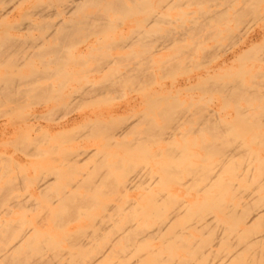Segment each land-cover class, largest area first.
Wrapping results in <instances>:
<instances>
[{
    "label": "bare ground",
    "instance_id": "6f19581e",
    "mask_svg": "<svg viewBox=\"0 0 264 264\" xmlns=\"http://www.w3.org/2000/svg\"><path fill=\"white\" fill-rule=\"evenodd\" d=\"M19 1H21V0H0V5H1V7H0V21L2 20V22H4L6 24V26L8 25L7 23L9 22L10 18H12L14 16H17V17L19 16V13L14 14V11L16 10V6L19 7ZM64 1H66V3H70V4H65V5H61V6L59 5V6H55L54 8L53 7L52 8H53V10L54 9L57 10L59 8L60 11L55 12V14L57 13V15H60V16L65 15V16H67V19L64 21L59 20V22H55V23L52 20L50 25L48 23V26H50L48 28V30L51 29V31H50L51 36L50 35H48V36L51 38H53L52 35L56 36V38L58 40V42H57L58 45L54 43L56 46L53 45V47H51V45H49L46 42L49 40L48 36H47V39H45L46 41H44L42 35L41 36L39 35V37H42L40 39L37 37L39 39V41L41 40L43 44H44V42H46L44 46H46V44H48L49 46L47 45V47H42L43 46V45H41L42 43L39 42V46L38 45L36 46V47H38V49L35 47L34 50L35 49L36 50L34 52V50L33 49L31 50L30 48L35 46L34 44H36L37 42H32L31 39L33 36L30 37V35H29V37L31 39L30 40H29V38H27V39L29 40L30 43L32 42V44H30L28 42V40H26V39L25 40L27 41L28 44H30V46H28L29 47L28 49H30L33 53L30 52V54L28 53V55L23 54L25 51L22 52V50H21L23 48L22 47V48H20V50L22 52L21 54L25 55V56L22 57V55H21L20 58L19 57L16 58L18 55H20L19 54L20 50L14 51V50H16L15 48L18 47V42H16L17 39L15 41H13L12 39H14V38L11 39V35L8 33V31L6 29L3 30L4 32H3L2 36H0V65H5L6 67H10V66L12 67V65H13V67H14V65L18 64L20 61L24 62L25 61L24 59H27L26 62L27 63L30 62L31 67H32V65L34 63H32L31 61L33 60V62H34L33 58L35 56H37V57H35V59L40 58V60H41L40 61L41 65L39 67H42V64H44L42 68L45 71L43 69H40V70H43V72H40L39 70L36 71V69L34 71V70H32L33 67L30 68L29 66L25 65V67L26 66H27V68L29 67L28 70H30L28 73L29 75L27 77H24V76L20 77L18 75L16 77H13L15 75L14 73H11V76L10 75L0 76V105H1L0 107H4V105H5L7 109L11 107V110H12L13 106L14 107L15 106L20 107V104L22 105V103H23L22 100H25V98L26 99L31 98V100H32L33 98H36L35 95H37V94H38L37 97H39V98L41 95H45V96H42V97H45V99H47L46 97H48L49 95L51 97L53 95V97H54L55 94H50V93L51 92L55 93L58 90V88H60L57 85L59 83L56 84L53 82L54 84L51 85V84H49V82L51 80L55 79V77L57 78L58 75L63 74L66 71V70L65 71L63 70V65L66 66V64H64L63 62L66 63V61H64L65 59H67L69 57L72 58V56L69 53H67L68 52L67 50L69 49L68 48L69 46H67V45H69L68 43L71 44L73 42L74 37H75V39L80 41V39L83 36H88L90 34L98 33V31H100L101 28H103V27L104 28L106 26H107V28L110 27L109 25L111 24V21L108 20L110 17L109 13H112L111 14L112 16L119 14L121 16L130 15L129 17H131L134 14H137L138 12H140V13L144 12V14L147 15V11L149 9V11H148L149 13L147 15L148 25L149 24H150V26L151 25H154V26L157 25L156 27L158 28V24L160 23L159 22L160 20H161V23H162V21H164L163 19L167 18V17L171 21L174 20L171 18V16L169 17L167 15V11L170 12L168 10V8L170 9V7L173 4H175L176 2L177 3L180 2V0H164L161 3L159 2L158 3L159 6L157 8L158 9L161 8V10H163V9L165 10V8H167V11H165V13H164L167 15L166 16V15H163V12H158L159 10L158 11L155 10L156 12H154L153 10H150L152 5H151V2H149V0H57L58 3H62ZM126 1L132 2L131 3L132 5H129V6L126 5L125 4ZM185 1L186 0H184V2ZM187 1L190 3H193L192 5L199 4L200 10L204 9V5H205L204 2L206 4H207V2L213 3L214 1L220 2V0H187ZM221 1L224 2L223 10L219 11L218 8L216 7V9L218 11H214V12L212 11L211 14H213V15H211V14H209V11H210L209 9H211V8L207 7L208 8V10H207L208 16H203V14H205V13L207 14V12H205L206 9H205V11L201 10L204 13L202 12L201 13L202 15H199L201 17L195 18L196 20L195 19H194V21L191 20V22H190L191 27L187 28V26H186V28H183V29L180 28L181 31L177 32V30H173V31L171 30L172 28H174L172 26L170 29L171 31L169 30V32L166 33L168 35L163 39V42H175V44L177 42V43H179V45L178 44H176V45H178L177 47H179L181 44L180 42H184L183 39L185 37H187L188 35H192V36L196 35V36H198V37H196L197 38L196 42L199 43V39L202 38L201 36H204V37L207 36L206 40H208V38H210V37L218 36L220 33L222 34L224 32L220 28L222 26L225 27L224 29H226V31L230 33V31H228L230 28L227 27V25L230 22H232L235 25L237 32L239 31L238 34H239L240 43L235 44V45H238V46H236L235 50L230 48L231 50H233L231 53L229 52L230 50L229 51L227 50L230 53V55L229 54L224 55L221 59H219L218 62L215 61L216 63L214 62L215 63L214 65L201 68V69H204V71H202V73H200L196 77L192 78L193 82L199 81L202 84H204V83L207 84L208 86H206L204 84L205 87H207V88H205V90H207V91L213 90V91L219 93V95H221V97H222L221 99H223V106H221L218 110H213V109L207 108L205 110L206 114H203L204 116L201 117L202 119H201L200 124L198 123L199 125H203L202 128H201V126L199 127L200 130L207 132L209 135L208 137H210V140L206 137L207 140L205 139L203 141V143L200 145V146H203V149L205 150V153H206V157L205 158H202L201 156L199 157L198 155L193 154V152L191 150L192 146H196V145L198 146L199 145V144H196V145L193 144L192 145V142L195 141V139L191 138V137H193L192 136L193 132L194 133L197 132L196 134H199L198 131H195L197 129L196 128L197 126L195 127L192 124V126L195 127V129H193L194 131H192V130L190 131L192 133H190L189 131L186 130L187 132H189V136L191 134V136H190L191 139H188L189 136H186L187 132L186 133L184 131L182 133L178 132V130L180 131V129L183 128V126H180L182 123H183V125L184 124H187V126L190 125V124L186 123V121L190 119L189 118L190 114H187L188 109L187 108L182 109L181 107H183L184 104H180V102L176 98L180 94L179 93V89H180L179 86H178V88L176 87L178 89V92H176L175 96L172 97L170 95L173 99H175L174 101H171V103L167 102V103H165L166 104L165 105L163 102V100H165V99H160V97L159 98L158 97L153 98V100H150V101L148 100V103L150 102V105L153 106V107L149 106L152 109V111H149V113H153V111H155L157 109L156 115L161 114L162 117H167V120H170V121H168V123L169 122L173 123V124L169 123V125H168V123H166L164 120L165 124L168 125V126H166L167 128L165 126H164V128H161L162 125H160V127H157L156 126L157 124L156 125L154 124V122L156 120L153 121V119H154L153 114H152L153 115L152 118L149 114L148 115L143 114V112L145 113V110L148 109L147 108L148 106L146 107L147 109H145L142 112L143 115H140L141 113L139 115H137L140 117H138V120L136 121L137 124L135 123L134 126H131L132 123H125V124L120 125L118 127L117 124L119 123L120 119H119V121H117V124H116L115 123L116 121L113 120L114 119L113 117H112V119H110L111 120L110 122L112 123V125L115 124L116 126L113 127L110 125V122L109 123L107 121L106 122L110 125L111 128L113 127L115 129H113V128L111 129L107 123H106L107 125L105 124V122H103L104 123V126H103L102 123H100V121L97 120V118L94 121L95 122L99 121V122L92 123L94 125L90 124L89 123L90 121H88L90 126L91 127L93 126L94 130L88 128L90 126L85 127L84 124H83L84 126H82V127H84L85 129H90V131L92 130V133H93V131L94 132L96 131V134H98V135H99V132L104 133V135L102 134L103 135L102 137H104V139L107 138V140H104V141L105 142L108 141V143H109L108 144L106 142L107 147H108V148L107 147L106 148L109 150L106 151L105 147L102 148V151H105L104 152L105 154L101 150H100V153H102V154L99 153V150L97 151L100 154L99 155L97 153L98 156H100L101 161H103V167L99 166V163L101 162L100 160L97 163L98 166L100 168H102V170L108 168V169H106V171L109 170V168L111 169V167H112V171L109 170V171H111V173L115 172L113 170L117 171L122 167L126 168V169L128 167V169H130V170L127 169L128 171H126L125 169L122 168L120 171H123L124 172L123 174H125V176H127V175L129 176L130 173H134L135 176L133 174H132L133 177H131V175H130V178L123 176L126 179H123V177L121 178V180L123 179V181L121 182V186H120V184H118V182L115 183V185L113 184L114 182H111L113 180H112V176L108 175L109 172H107L104 175H101L103 172L96 170L97 175L94 172L93 173L94 175L92 174L91 178H89V176H88V178H86V179L91 180L93 178L91 181H94L95 180L94 178H96V180L98 179L96 176H98V177L100 176L101 177V179H100L101 184L98 183L97 185H95L96 180L93 183L90 182V184H88L87 181L81 180L84 183L86 182V185H89L88 190L91 191V193H89V191L87 192L89 194V195H87L88 197H83V195H86V193L84 194L85 190L83 189V187L80 190L78 189V188H81L80 184L82 183L81 181L79 182V180H78V184H79V185H77V186H79L77 188L79 190L78 193L80 191H82L83 194H80L81 197H79V196L75 197L73 193H71V192L68 193L70 190L68 192H67V190L64 191L63 188L61 190L60 187H64L61 184L63 181L58 184V185H61V186H58L60 189H58V188L54 189L53 188L54 185L51 183L52 180L46 179L47 176L45 174L41 175L42 173H40V175H38L39 177H37V190L40 193H44L43 197L46 196L45 198H42V202L45 201L48 203L47 206H45V208H44L45 212L51 209V205H53V204L56 205V208L58 209L57 212L55 211V213H53V215L50 216L49 218L53 217V219L51 220V222L53 223V227L56 226L55 228H57L58 230H60L63 233L62 234L63 237H57L56 235H52L46 231H42L40 229H37L28 220L27 221L23 220V219H25V217H23L25 215H23V216L21 215L23 218L17 220L15 222L16 224L14 222H12V220H11V223H14L15 225H11L9 223L10 220L9 221L4 220V221H6L5 223L1 222L2 220H0V264H264V157H261L257 152L252 151L249 148V146H247L244 143V141L242 140V136L238 137V135H237L238 133H240L238 130L244 129L246 131H252L254 129H258L259 126H262L260 124V121H262V122L264 121V70L260 69L261 66L258 67L259 69H256L255 65L250 66V68L247 70L243 69L244 67H242L243 70L239 76L235 75L236 76L235 78L230 76L229 78L222 80V81L220 80V78H222V77L219 74V72L222 71V68L227 66L228 61L231 58H233L234 61H238V62H243V61L248 62V60H250L252 53L258 48L257 46H259V44L255 45L254 42H256L258 39L264 37V27L261 28L260 30H255L254 26L256 25L255 23L257 21H258V23H259V21H260V23L264 22V5H263L264 0H221ZM50 2H51V0H49L47 4H44L46 6L44 11H42V10L40 11L39 9L35 8V10H37V12L35 10H33V11H35L33 13H32V11H31V13L26 12V14L24 15V18L26 19V21H27V19L28 20L31 19L30 17H38V18L44 17L43 19H46L49 16H51V15H48V12L50 10V6L53 5L52 2L51 3ZM92 2L94 5H92ZM95 3H97V4H95ZM148 3L150 4V6ZM200 3L204 4V5H201ZM235 3H237V5H234ZM179 4H177V5L175 4L177 7H175V6L172 7V9L177 8V13L180 12V10L178 11V9H181V7L183 6L182 5L178 8ZM44 5H43V7H44ZM202 6H203V8H201ZM211 6H213V4ZM217 6L219 7L220 5H217ZM90 7L91 8L93 7L92 9L95 8V9L100 10V11H98V12L95 11L93 14H87L88 12L85 13V10L89 9ZM189 7H191V6H188V7L186 6V8H189ZM221 7H219V8H221ZM261 7H263L262 10H260ZM183 9H184V7H183ZM174 11H176V9H174ZM183 13L185 14L186 12H183ZM187 13H188V11H187ZM51 14L53 15V13H51ZM113 14H115V15H113ZM180 15H183L182 12L180 13ZM190 15H191V13H190ZM249 15H250L251 20L244 19L245 17L247 18V16H249ZM184 16L189 17V14L187 16L186 15H184ZM184 16H183V19L185 18ZM193 16H195L194 13H193ZM193 16L191 15V18ZM22 17L23 16H21V18ZM229 17H231V18H229ZM174 18L176 19L177 17H174ZM227 18H229V19H227ZM168 19H165L166 23L169 22ZM183 19L181 18L182 22H184ZM199 20H200V22H198ZM212 20H214L215 24H213V25H215V26L211 25ZM44 21H46V20H44ZM145 21H146V18H145ZM147 21H146V23H147ZM40 22H39V24H40ZM48 22H50V21L48 20ZM172 22H174V21H172ZM176 22H177V20H176ZM176 22H174V23H176ZM252 22H255V23H252ZM21 24L23 26V22ZM162 25L163 24H160L159 28H162ZM166 25H167V27L169 26L168 23ZM170 25H173V24H170ZM46 26L47 25H45V27ZM163 26H165V24ZM263 26H264V23H263ZM38 27L36 26L35 28L34 27L33 28L36 29ZM151 27H150V32L152 31L151 33L154 34L153 30L155 29V27L154 28H151ZM206 27H209V28H206ZM159 28L157 29L156 33H158L157 35L159 36V39H160V37L164 36V35L160 36L164 32L163 33L161 32V34L159 35V31H162V30H159ZM162 29L166 30V32H167V30L169 28H166V29L162 28ZM204 29L206 30V35H204V33H205ZM147 31L148 30H146V32ZM41 32L43 33V31H41ZM44 32H46V31L44 30ZM146 32H145V30H143L142 32H139V33L145 34ZM148 33H149V31H148ZM231 33H233V32H231ZM150 36H151V34H150ZM227 36H225V37H227ZM188 37H190V36H188ZM236 37H237V35H236ZM151 38H153V37H151ZM157 38H155V39L157 40ZM193 38H194V36H193ZM213 38L215 39V37H213ZM229 38H230V36H229ZM38 39H37V41H38ZM53 39L55 40L54 42H56V39L55 38H53ZM138 39L139 38H137V40ZM144 39H150V38L149 37L146 38L145 36H144V38H142V36H140V41H144ZM159 39L157 41L156 40L155 41L160 42ZM192 40L191 41L188 40V43L190 41L189 44H191V45L193 44V43H191ZM222 40H223V38H222ZM231 40H233V39H231ZM34 41H36V39ZM216 41H218V40H216ZM236 41H238V38L236 39ZM263 41H264V39H263ZM263 41L261 43H264ZM51 42H53V41H51ZM149 42H151V41H148L147 43H149ZM193 42L195 43V40ZM27 43L23 42V46H24V44H27ZM200 43H202V41ZM200 43L198 45H200ZM136 44L139 45L138 41L136 42ZM163 44H161V46H164ZM19 45H21V44H19ZM170 45H172V44H170ZM195 45H197V43H195ZM190 46L187 49L190 50V48L192 47V46L191 47ZM92 47H89V46L87 47L88 50L90 49V52H92L91 51ZM139 47H141V45H139ZM143 47H145V46H143ZM177 47L176 48L173 47V48L177 49ZM199 47L200 46H198L197 48H199ZM230 47H232V46H230ZM259 47L263 48V46H259ZM13 48H14V50H12ZM192 48H195V47H192ZM94 49L96 51L98 48H93L92 50H94ZM162 49L167 50V46L163 47ZM225 49H227V47ZM242 49H245V50L242 51ZM11 50L13 52H15V54H16V52L18 53V55L14 54V57H13V59L15 58L14 60L9 59V55H11V53H12V52L10 53ZM178 50H179V48H178ZM181 50L183 52V48L179 50L180 53H181ZM206 50H208V49H206ZM262 50L263 49H261V51ZM256 51H257V53H256V55H257L258 52L260 51V49H259V51L258 50H256ZM90 52H88V53L90 54ZM160 52H165V51L160 50ZM177 52L175 54L179 55V53H177ZM185 52H186V50H185ZM43 53H46V55H48V57L52 54V56L54 57L55 60L53 59V57H52V59L55 62H58V64L60 63L59 67L57 68V65L52 64L54 61L50 60V58L46 57L48 59H45V55ZM168 53H169V51H168ZM91 54H90V57H92ZM175 54H173V55H175ZM259 54L260 55L263 54V55L260 58L255 57L257 59L253 58L254 62L255 61L256 62H262V60L264 59V53L261 54L259 52ZM66 55L67 56L70 55V56L67 57ZM99 55H98V57H99ZM146 55H147V53H146ZM167 55H169V54H167ZM180 55H182V54H180ZM96 56L97 55L93 56V58L95 57V60H96V58H98ZM139 56L140 55L136 56L134 58V60H131V61H134L136 63L130 61V63H132V65H133V68L131 67V69H127L126 68L127 66H125V68L127 70L125 73L122 72L124 74H121L120 72H118L119 71L118 68H116V69L114 68L116 70V72L114 69H113V71H112V69H110L111 72L109 74H111V75L108 77V79L106 81V79L104 80L105 75H106L104 72V74H105V75H103L104 78H101L102 80L100 79L103 83L101 82L102 84L100 83V85L102 86V85H104L105 82H109L108 80H110V81L112 80V82H109L110 84L105 83L106 86L109 85L108 86L109 89L104 86V89L107 90V92L110 90L109 91V93H110L111 91H113V89L110 87H112L114 84L117 85L118 82L123 85V83H126V81H125L126 79L127 80L130 79V77L128 75L131 74L132 76L133 75L135 76V78H133V77H132L133 79L131 78V80H133V81L135 80L134 85H137L138 87H140V84H141L142 87H144L143 83H141V82H144V84H145V82L147 83V80H149L148 79L149 77H148L147 73L142 72L141 68L143 67V70H144L145 68L148 67V65L145 68L143 66L144 63L146 65V61L148 59L146 61L143 59L144 60V62H143V60L139 59L140 58ZM170 56H172V55H170ZM27 57H29V58H27ZM30 57L32 59H30ZM80 57L83 58L84 56L81 55ZM85 57H86V55H85ZM85 57H84V59H85ZM88 57H89V55H88ZM88 57H86V58L88 59ZM102 57L105 58L104 55H102ZM108 57H107V59L103 58V60L99 59L101 61H98V59L96 60L97 61L96 66L100 67V72H102L101 69L103 68L101 66L105 65L104 69H106L107 66L109 65V63H111L112 57L111 56H110L111 58L110 57L108 58ZM122 57L124 58V56H122ZM189 57H190V55H188V54L185 57L183 56V61H185V60L187 61ZM220 57H217V58H220ZM42 58L45 60H48V61L45 62ZM81 58H78V59L81 60ZM141 58H142V55H141ZM170 58L168 57V60ZM137 59L142 61V62L135 61ZM172 59H175L177 62H179V58H177V56H173ZM113 60H115V58ZM149 60H150V57H149ZM42 61H44L45 63ZM120 61H122V64H124L123 60L121 58L119 59V57H118L116 63L114 61L113 62H114V64H117V62H120ZM151 61H153V59H151ZM165 61H167V60H165ZM165 61H163V62H165ZM170 61H171V59H170ZM176 61H174V63L172 61V63L167 64L161 68L166 69L168 66L170 67L173 64H175ZM190 61H191V59H190ZM192 61H194V59H192ZM251 61H252V59H251ZM38 62H39V60H38ZM72 62H73V59H72ZM147 62L149 64V61H147ZM256 62L254 64H257ZM160 63L157 62V64L156 63L155 64L157 66H159L158 64H160ZM166 63H164V64H166ZM168 63H169V61H168ZM21 64L23 65L24 63H21ZM30 64H28V65H30ZM45 64H46V67L48 66V64H52L53 66L49 65L52 67L56 66V68H57L56 71H55V68L54 69L52 68V69L54 71V74H56V75L58 74V75L55 76L54 74H52L53 71H51V69H49V68H51L49 66L47 67V69H48L47 70L45 67ZM68 64H69V62H68ZM79 64L80 63H78V65ZM106 64H107V66H106ZM118 64H120V63H118ZM151 64L153 65V62ZM151 64H149V65H151ZM177 64L180 65V63H177ZM187 64H188V62H187ZM229 65H230V63H229ZM112 66H114L113 63H112ZM181 66H182V63H181ZM108 67H110V65ZM115 67H116V65H115ZM128 67H129V65H128ZM194 67H197V66H194ZM18 68H19V65H18ZM104 69H103V71H104ZM158 69H159V67H158ZM158 69H157V71H158ZM164 69H162V70H164ZM169 69H172V68L170 67ZM175 70H177V68ZM196 70H198V69H196ZM105 71H109L108 68ZM146 71L147 70H145V72ZM112 73L113 74L115 73L114 74L115 76H113ZM132 73H134V74H132ZM166 73H167V71H166ZM51 74L53 75L52 79H50ZM64 74L67 75V72ZM97 74H101V73L98 72ZM218 74L220 75L219 78L217 76ZM245 74H247L251 77L250 83H247L243 80V78L245 77L244 76ZM108 75H106V78ZM112 76L114 78H112ZM152 76H154L153 72H152ZM38 77L40 79L42 77V79L40 80ZM47 77H49V79H50L49 82L46 81ZM59 77H61V76H59ZM160 77H161V75H160ZM36 78L38 79L36 84L39 83L38 84L39 86L38 85L36 86V84L33 85V82L35 83ZM151 78L153 79V77H151ZM113 79H116V81L118 80V82L115 83L116 81H114ZM245 79H246V77H245ZM42 80L46 81V86H44L45 82H42ZM119 80H121L122 82H120ZM133 81H131L130 83H132ZM40 82H42V85H40ZM47 83L49 84V86ZM50 83H52V82H50ZM135 83H138V84H135ZM150 84H151V82H150ZM152 84L154 85L155 83L152 82ZM179 84H181V83H179ZM199 84L197 83V85H199ZM54 85L56 86V88L58 87L56 91L54 90L55 92L52 90V88L55 87ZM100 85L98 83V86H96V85H94V83H92L91 86L90 85L88 86V87H90L88 90L90 92L93 90V88L96 90L95 87L91 88L92 86H96L99 89V90L97 89L98 93H96V91L93 90L94 92H92V94L96 93V95L97 94L100 95L99 92H102L101 90H103V89H100V87H99ZM122 85L120 86L121 88L123 87ZM40 86H42V87H40ZM47 86H48V88H46ZM51 86H52V88L50 89L51 90L50 91L49 87H51ZM59 86H61V85H59ZM137 86H136V88H137ZM146 86H147V84H146ZM195 86H193V83L191 84V80L189 79L187 81L186 85H184V88L189 89V88H192ZM115 87L116 86L114 85L113 88H115ZM129 87L131 88L130 85H129ZM115 89H117V88H115ZM138 89L140 90V88H138ZM185 89H184V91H185ZM196 89H199V88H196ZM81 90L83 91V89H81ZM85 90H87V89H85ZM192 90H193V88H192ZM48 91H50V92H48ZM89 91L87 92V94L89 93ZM42 92H44V93H42ZM144 92H146V91H144ZM196 92H197V90H196ZM139 93L140 92H138V94ZM81 94L83 95V93H81ZM89 94L92 95L91 93H89ZM152 94H154V93H152ZM88 95H86V96H88ZM142 96H143V98L147 97L146 94H145V97H144V95H142ZM79 97H80V95H79ZM88 97H87V100H89ZM150 97H151V95H150ZM166 97H167V95H166ZM162 98H164V97H162ZM1 99L3 101H1ZM40 99H42V98H40ZM150 99H152V97ZM4 100L7 102H5ZM167 101H168V98H167ZM206 101H207V99H206ZM18 102H20L19 105H18ZM8 103H10V105H12V106L9 105L10 106L9 107ZM11 103H13L14 105ZM148 103H146L145 105H147ZM178 103H179V105H182L179 109L177 108ZM242 103H245V105L243 106ZM255 103H258L259 105L256 106ZM174 104H175V106H174ZM45 105H46V103H45ZM188 105L189 104H187V106ZM193 106H191V107L193 108ZM229 106L233 107L232 111L237 116H239L240 120H238V121L241 122L240 123L241 126L237 125V126H229L228 127V125L225 124V119L229 118V116L231 115L225 111L226 108ZM129 107H131L130 104H128L124 110H128ZM6 108L4 107V109H6ZM153 108H154V110H153ZM198 108H199V106H198ZM7 109L3 110V111L7 112ZM176 109H178V110H176ZM0 113H1V110H0ZM49 113H46V114H49ZM53 113H54V111H53ZM186 114L188 115V117L186 116ZM191 114H192V112H191ZM34 115L32 116L31 119L34 120L35 117L38 119V116L37 115L34 116ZM39 117H41V116H39ZM156 117H158V116H156ZM39 119H38V121H39ZM129 119H130V117H129ZM134 120H135V118H134ZM157 120L159 121V118H157ZM28 121H29V119H28ZM75 121H76L75 119L67 120L65 123H62L61 125H59V127L60 128L69 127V126L73 125L75 123ZM113 121H114V124H113ZM193 121H195V120H193ZM216 121H218V122H216ZM95 124H97V125H95ZM24 126H25V124H24ZM30 126H33V125H30ZM107 126L109 127V130H108ZM139 126L142 127V130L140 128V130L138 132L136 128H138ZM179 126H180V129H178ZM103 127H105V128H103ZM28 128H24V129L26 130ZM130 128H132L133 131L135 129V131H137L138 133L143 135L144 140H142L139 136H137L139 134H136L137 132L134 133L135 131L133 132L132 129H130ZM31 129L33 130L32 127H31ZM40 129H42V128H40ZM100 129L101 130L104 129V131H101ZM110 129H111V131H110ZM187 129H188V127H187ZM25 130H23V131L25 133H28ZM39 130H38V132H39ZM105 130H107V131H105ZM46 131H45V129H43V132H46ZM74 131H75V129H74ZM128 131H130L131 134ZM43 132H41V134H42V135H40L41 137H45L44 135L48 131L46 133H43ZM199 132H201V131H199ZM59 133H61V132H59ZM101 133H100V136H101ZM133 133L137 137V138L134 137L135 140L137 139L136 141L134 140V138L132 139L134 146H133V144L130 145L131 142L128 141L129 139L128 140L126 139L128 137L127 135H130L132 137ZM177 133H179V135L180 134L182 135L184 133L182 135L183 138L178 139V140L182 141V142L180 141V144L183 143V144H181V147L183 145H185V146L182 147L183 149L180 146L178 148L176 147L179 150L181 148L182 150H180V151H177L176 149L169 148L170 146H172V144H176V146L179 145V144H177V142H179V141H177L175 143H173L174 141L172 142V140H175L174 136L176 137ZM20 134H19V136H20ZM69 134H71V133H69ZM202 134H204V133L202 132ZM23 135L21 137H23ZM25 135H27V134H25ZM25 135L23 138H21V137L20 138L24 139ZM76 135H78V134H76ZM163 135L168 136L167 139ZM181 135L179 136V138L182 137ZM56 136H57V134H56ZM65 136H67L66 133H65ZM194 136H196V135L194 134ZM205 136H207V135H204V137ZM18 137L16 139H18ZM145 137H147V138L149 137L148 139H150V140H152V138H155L154 143H152L153 141H150L149 143L152 145L155 144L156 146L159 145L160 140L161 141L164 140V142H162V143H165L168 141L167 143H165V145L166 144L168 145L167 146L168 149H165V151L163 149L164 152L156 149V151H160V152H158L160 154H158L156 151L154 152L155 154L152 153L151 150L153 149V147H156V146L155 145L151 146L147 142H146L147 143L146 146H144L143 141L145 142ZM169 137H173L174 139L172 138V140H170V142H169V139H170ZM198 137H197V139H198ZM184 138L185 139L187 138L188 140L185 141ZM193 138H195V137H193ZM255 138L256 137H253L252 140L254 141ZM26 139H25L26 144H28V143L30 144V142L27 143ZM40 139H43V138H40ZM53 139H55V137ZM63 139H65V138L63 137ZM20 140L19 141L16 140L15 142H17V143L15 145L19 144ZM46 140H45V144L48 145L50 143V142H48L50 140V135L48 137L47 142H46ZM165 140H167V141H165ZM189 140H192V141H190L191 144H190ZM34 141H36V139ZM124 141L129 142L127 144L125 143L127 145V147L125 146V144L123 145ZM146 141H149V140H146ZM54 142H55V140H54ZM196 142H198V141H196ZM42 143L44 144V140H42ZM169 143H171V144H169ZM231 143H234V144L232 145ZM37 144H39V143H37ZM187 144H188V147L191 145L190 146L191 148L189 147V150H191V151H189V152H192V154L188 153V150H187L188 147H186ZM263 144H264V141H260V145H263ZM49 145H51V143ZM113 145H114V147L116 146L115 147L116 149H120V146L125 150L128 148V151H127L128 153L125 152V155H124V151H123V154L120 155V157H119V156H116V155H119V154H117L118 151L116 152V150H114V152H116L115 153L116 155H114L113 154L114 152L110 150L112 148H109V147H112ZM148 145L151 146L152 148L148 149L149 148ZM132 146H133V148L131 150L132 151L134 150V152H136L138 154H135L134 152L132 154H130L131 150H129V147H132ZM20 147L21 146H19V149H20ZM30 147L31 146H29L28 148L30 149ZM54 148L53 149L51 148V149L54 150ZM59 148H57V149H59ZM86 148L87 147H81L78 151L76 150V153H74V151L68 150L71 155H72V152L75 154V155L73 154V156H75L77 158V160L75 159V163L77 161H79L80 158H81L80 160H82V159L90 156L91 149H86ZM22 149L24 150L25 147L21 148V150ZM34 149H35V147H34ZM61 149H63V148H61ZM40 150H39V148H38V150H36L37 154L40 155V153H38V152H42V154L45 153V151L43 152ZM144 150H145V152L147 150V152L145 153ZM65 151H67V150L65 149ZM108 151L109 152L111 151L112 155L111 154L108 155ZM19 152H20V150H19ZM54 152H55V150H54ZM194 152H196V151H194ZM202 152H203V150H202ZM24 153H27V152H24ZM46 153H48V152H46ZM95 153L96 152H94V154ZM142 153L144 154L145 158L150 157V160H151V158L153 160L156 158L155 159L156 161L158 160V157L164 153L163 159H165V160L162 159V157H161L162 155H161L159 158L160 159V163H158L159 165L156 164L155 160H154L155 161L154 163H153V160L151 161L153 164H155V166L156 165L159 166L157 173H155V172L152 173V169L149 167V164L151 162L149 163V161H146L145 158L142 159L143 156H141V158L137 157L138 155H141ZM149 153H152V154H149ZM50 154H51V152H50ZM133 154H134V156L137 157L138 160L139 159L142 161L144 160L145 162L142 163L139 160L138 162L141 163V165L139 164L137 167V161H136V163H135L136 167L134 166V168H133L132 163H134L135 160H137L136 157L133 156ZM156 154H158V156ZM68 155H69V153H68ZM151 155H155L156 157L155 156L153 157ZM123 156H124V158L126 157L125 163H127V161L130 162V159L127 157L131 158L132 163H128L129 166H128V164L123 166V161H124ZM197 156L199 157L198 159H200V162H207V163H203V164L199 163L200 165L198 163H196L197 165L196 164L194 165L195 159L197 158ZM91 157H93V156H91ZM97 157H96V159H97ZM8 158H9V156H8ZM68 158H70V157H68ZM68 158L66 160H68ZM32 159H34V156H33V158H31V160ZM121 159H122V163H121ZM126 159H129V160H126ZM161 159L163 162H161ZM198 159H196V160H198ZM213 159L215 161H213ZM89 160H90V158H89ZM192 160H194V162ZM73 161H74V159L72 160V164H74ZM11 162L14 163L13 160ZM86 162H85V164L87 165L90 161L88 163H86ZM104 162H105V164H104ZM157 162H159V161H157ZM208 162H209V164H208ZM6 163L8 164L7 161H6ZM17 163H19V162H17ZM66 163H67V161H66ZM100 164H102V163H100ZM206 164H208V165H206ZM13 165L15 166V164H13ZM35 165H36V163H35ZM70 165L71 164L68 163L67 166L70 167ZM147 165L151 169L150 173L147 172V174L145 173L146 175L144 174L145 177L148 176V178H149V180L146 184L147 186L140 185L141 183H145V182H143V180H142V182L140 181L141 183L136 184V181H138V179L141 177L140 175H143L142 171H145V170L148 171L149 170L147 168ZM78 166L80 167V165H78ZM98 166H97V168H99ZM130 166L134 171L131 170ZM19 167H21V164H19ZM19 167L17 169H20ZM35 167H34V169H35ZM88 167H91V165L88 164ZM183 167H184V169H182ZM50 168H52V167H50ZM113 168H116V169H113ZM1 169H2L1 172H3L4 168L1 167ZM77 169H78V167H77ZM85 169H87V168H85ZM85 169H83V170L85 171ZM143 169H145V170H143ZM46 170H49V169H46ZM52 170H57V168L56 169L52 168ZM78 170H80V169H78ZM140 170H142L140 172L141 174L138 175L139 176L138 178H136V176H137V174H139ZM58 171L60 172L62 170L58 169ZM70 171L74 172L75 170L74 171L70 170ZM22 172L23 171H21V173ZM126 172H128V174ZM136 172H137V174H136ZM48 173H50V172H48ZM81 173H82V171H81ZM2 174L3 173H1L0 175H2ZM22 174H24V173H22ZM50 174L54 175V179L58 175L57 173H50ZM75 174H76V172H75ZM83 174H85V173H83ZM21 175H20V177H23V175L22 176ZM112 175H113V173H112ZM64 176H66V175H64ZM79 176H82V175H79ZM86 176H84V177H86ZM110 176H111V178H110ZM118 176L121 177L120 175H117V179H119ZM106 177H109V179H111V181H109L107 179V181H109V182H107ZM2 178H0V179H2ZM58 178H61V175ZM70 179H71V177H70ZM58 181H60V180L58 179ZM0 182H1V180H0ZM68 182L66 180L65 183L67 184ZM4 183H2V184H4ZM51 184L53 185L52 187H50ZM74 184H76V182L74 183V181H73V183L71 182L67 186L68 187L70 186V189H71L74 186ZM135 184L137 185V187L133 188V186ZM170 184L173 185L174 187L169 186ZM242 184H244V186H242ZM245 184H246V186H245ZM98 185H100V186H98ZM4 186H6V185H4ZM84 186H85V184H84ZM104 186L106 188V189L104 188L105 193H104L102 188H101L102 190L100 189V187H104ZM138 186H141V187H139L140 189L138 188ZM68 187H66V188L68 189ZM151 187L152 188L153 187H156V188L162 187V188H159L157 191L153 192L151 190ZM116 188L117 189L120 188L121 191L118 190V192H117L120 195L122 192L123 193L125 192V194L128 191L130 192V189H132V188L134 190H135V188H138L137 191L142 190V191H144V193L148 191L145 194H149L151 192L150 193L151 195H150V198H148V199L145 195L143 196L144 199H146L145 200L146 204H143V205H141L144 202V201H141L142 195L141 196L139 195L141 199L139 197H137V199L139 198V200H140V201L138 200L140 202V204L137 203L136 200H133V201H131L132 199L127 200L126 199L127 197L126 198L123 197V199L127 200V201H123V199H120L122 197V195L118 199L114 200V198H113L114 203H111V204H108L107 202L101 201L100 197L102 194H106V192L108 194H111L112 192H115ZM3 190L1 189V191L3 193H5V189H3ZM76 190L74 191V189H72L71 191L76 192ZM134 190H132V191L134 192ZM6 192L9 193V190L8 191L6 190ZM185 192H187V193L185 194ZM67 193L69 194L68 196L66 195ZM117 193L115 196H117ZM180 193H183V195L180 196ZM0 194H1V192H0ZM90 194H91V196H90ZM108 194L104 195V197L109 196ZM126 195L123 194V196H126ZM153 195H154V197H153ZM115 196H112V197H115ZM13 198H15V197H13ZM29 199L30 198H28V200ZM7 200L10 201V199H7ZM7 200H5V201H7ZM20 200L19 201L17 200L18 206L17 207L14 206L16 209L19 207H22V205H23V204H21L22 202H20ZM34 200H36V199H34ZM77 200H79L80 204H78L79 202H77ZM106 200L108 201V199H106ZM106 200H103V201H106ZM113 200H110V201L112 202ZM38 201H40V200H38ZM11 202L14 203L15 201L12 200ZM3 203L5 204L7 202H3ZM28 203H26V204H28ZM74 203L78 206L73 207ZM4 204H3V206H4ZM8 204L10 205V202H8ZM8 204H5V208H3L2 205H0V209H1L0 212L3 210H6L4 212L7 214V211H8V214H9V212H10L9 208L13 212L14 208H12V207L16 203L10 207H8ZM37 205L32 206V208H38ZM43 206H42V208H43ZM73 208H74V210L73 211L71 210L72 211V214H71L69 211H70V209H73ZM44 209H42V211ZM28 211H30V210H28ZM40 211H41V209H40ZM73 212H74V215H73ZM5 213H4V217L6 216ZM72 215L75 216V219H78V218L80 219V217L81 218L86 217V218H88L87 221L90 220V223H88L87 225H84V226L81 225L80 227H76L77 229H75L74 232L69 233L65 230L67 228V227L65 228V225H67L66 220H70L69 218H71ZM40 217H41L40 219H42V215ZM36 218L38 219L37 215H36ZM49 218H47V216H46V219H49ZM37 219H35V220H37ZM72 219H74V218L72 217ZM38 221H35V222H38ZM42 223H43V225L45 224L44 222H42ZM37 224H39V223H37ZM43 225H40L41 228ZM49 229L51 230V228H49ZM54 231H56V230H54ZM64 241L67 242V244H68L67 246L66 245L64 246V244H63Z\"/></svg>",
    "mask_w": 264,
    "mask_h": 264
},
{
    "label": "rangeland",
    "instance_id": "374dc122",
    "mask_svg": "<svg viewBox=\"0 0 264 264\" xmlns=\"http://www.w3.org/2000/svg\"><path fill=\"white\" fill-rule=\"evenodd\" d=\"M49 1V0H48ZM48 1L47 0H21V1H19V7H17L16 6V10L14 11V14L15 13H19V16L17 17V16H14V17H12V18H10V20H9V22L7 23L8 25L6 26V24L4 23V22H2V20L0 21V36H2V34H3V30L4 29H6L7 31H8V33L11 35V39L12 38H14V39H12L13 41H15L16 39L18 40H16V42H18V47L17 48H15L16 50H14V48L12 49V50H14V51H19L20 50V48H22L21 50H22V52H24L23 54H25V55H28V53L30 54V52L31 53H33L31 50L33 49L34 50V48L38 45L39 46V42H41L42 43V41L40 40L39 41V39L40 38H42L43 37V39H44V41H46L45 39H47V36L48 35H50L51 36V34H50V31H51V29L50 30H48V28L50 27V26H48V23H49V25H50V23H51V21L53 20V22L55 23V22H59V20L61 21V20H66L67 19V16H65V15H57V13L55 14V12H59L60 11V9L58 8L57 10L56 9H54L53 10V8L55 7V6H61V5H65V4H70V3H66V1H64V2H62V3H58L57 2V0H51V2H52V4L54 5H51L50 6V10H49V12H48V15H51V16H49L48 18H46V19H43V18H38V17H30L31 19H27V21H26V19L24 18V15L26 14V12H29V13H31V11H32V13L33 12H37V10H35V8L36 9H39L40 11L42 10V11H44L45 10V5L44 4H47L48 3ZM162 1H164V0H149V2H151V8H150V10H153L154 12H156V11H158V12H163V15H166V14H164L165 13V11H167V8H165V10L163 11V10H161V8H157L158 6H159V2L161 3ZM182 0H180V2H181ZM50 2V3H51ZM180 2H176L175 4L177 5V4H179ZM222 1L220 0V2L219 1H214L213 3H211V2H207V4L204 2V4H201V5H204V9H201V10H203V11H205V9H206V11L205 12H207V10H208V8L210 7L211 9H209L210 11H209V14H211L212 13V11L214 12V11H221V10H223V8H224V2H222ZM132 2H130V1H126V5H132L131 4ZM211 3V4H210ZM16 4V3H15ZM91 4V3H90ZM95 4H97V3H95ZM149 4V3H148ZM164 4V3H163ZM175 4H173L171 7H170V9L168 8V10L170 11V12H168L167 11V15L170 17L171 16V18L172 19H174V20H172V21H174V22H176V20H177V22L176 23H174V22H172L171 20H169L168 19V17L167 18H164L163 20L164 21H162V23H161V20L159 21L160 23L158 24V28H159V25L160 24H165V26H163L162 25V28H164V29H166V28H169L168 30H167V32H166V30H163L162 28H159V30H162V31H159V35L161 34V32L163 33V34H161L160 36H162V35H164L163 37H160V39H159V36L157 35L158 33H156V31H157V25L156 26H154V25H151L150 26V24L148 25V21H147V15H148V11H149V9H148V11H147V15H145L144 14V12L142 13H140V12H138L137 14H134L133 16H131V17H129L130 15H125V16H121V15H115V14H113V15H115V16H112L111 14L112 13H109V21H111V24L109 25L110 27H108L107 28V26L104 28H101V30L100 31H98V33H94V34H90V35H88V36H83L81 39H80V41H78L77 39H75V37H74V39H73V44L71 43H68L69 45H67V46H69L68 48V52L67 53H69L71 56H72V58H67L68 56H70V55H66L67 57V59H65L64 61H66V63L65 62H63L64 64H66V66L65 65H63V70L65 71L64 73H66L67 72V75L66 74H60V75H56V74H54V71H53V69L55 68V71L57 70V68L59 67V64H58V62H55L54 60V57L52 56V54L48 57V55H46V53H43L44 55H45V59H48V58H50V60H53L54 62L52 63V64H55V65H57V68H56V66H54V67H52L53 65L52 64H48V66L49 65H52V66H49V67H51V68H49V69H51V71H53L52 72V74H54L55 76H57V78L55 77V79H53V80H51L50 81V79H52V74H51V77H50V79H49V77H47L46 78V81L47 82H52V83H50L49 82V84H51V85H53L54 83H59V84H57L58 85V87H60V88H58V90H57V88H56V84L54 85L55 87H53L52 88V86L51 87H49V90L52 88V90L55 92V93H50V94H55L54 95V97H53V95H52V97L49 95L48 97H46L47 99H45V97H42V96H45V95H41L40 96V98H42V99H40L39 97H37V95H35L36 96V98H33L32 100H31V98L29 99H26L25 98V100H22L23 101V103H22V105L20 104V107L18 108L17 106H13L12 107V110H11V107L10 106H12V105H10V103H8V106L10 107V108H6V106L4 105V107L7 109V112L5 111H3V110H6V109H4V107H0V110H1V113H0V163L3 165H1L0 164V166L1 167H3L4 169H3V172H1L2 171V169H1V167H0V172L1 173H3L2 175H0V178H2V179H0L1 180V182H0V192H1V196H0V205H2V207L3 208H5V204H8V202H10V205L8 204V207H10V206H12L13 204H15V205H13V207L12 208H14L13 209V212H12V210H10V208H9V214H8V211H7V214L9 215H7L4 211H6V210H3V211H1L0 212V220H2L1 222H3V223H5L6 221H9V223L11 224V225H15L16 223V221L17 220H19V219H21V218H23V217H25V219H23V220H25V221H29V222H31V224L33 225V226H35L37 229H40V230H42V231H46V232H48V233H50V234H52V235H56L57 237H63L62 236V232L60 231V230H58L57 228H55V227H53V223L51 222V220L53 219V217H51V218H49L50 216H52L53 215V213H55V211L57 212V208H56V205L55 204H53V205H51V209L50 210H48V211H46L45 212V206H47V202H45L44 200V202H42V198H45L46 196H44L43 197V194L44 193H40L38 190H37V177H39L38 175H40V173H42L41 175H46L47 177H46V179H48V180H52V184L54 185H52L51 184V186L50 187H52L53 186V188L55 189H60L61 188V190H62V188H63V190L64 191H66L67 190V192L68 193H73L74 194V196L75 197H77V196H79V197H81V195L80 194H83V192L82 191H80L79 193H78V191L80 190V189H82V187H83V189L85 190V192H84V194L86 193V195H83V197H88L87 195H89L87 192L89 191L88 189V187H89V185H86V182L84 183L83 181H81V180H84V181H87V183L88 184H90V182L91 183H93L95 180H96V178H94L95 180L94 181H91L90 179H86V178H88V176H89V178H91L92 176V174L95 172L96 173V170L97 171H100V172H103L101 175H104V174H106L107 172H109L108 173V175H111L112 176V180L113 181H111V179H109V177H106V181H107V179L109 180V181H111V182H114L113 184L115 185V183H117L118 182V184H120V186H121V182L123 181V179H126V178H124V177H128V178H130V175H131V177H133V175L135 176V174L134 173H130V175L128 176H125V174H123L124 172L123 171H120L122 168H120L119 170H113V171H115V172H112L113 173V175H112V173H111V171H112V167H111V169L109 168V170H111V171H109V170H107L106 171V169H108V168H106V169H104V170H102V168H100L99 166H102L103 167V161H101V157L100 156H98V154L100 153V150L102 151V148H104L105 147V150L107 151V150H109V149H107L108 147H107V143H108V141H104V140H107V138L106 139H104V137H102L103 135H104V133H101V132H99V135L98 134H96V131L94 132L93 131V133H92V130L90 131V129H93V126L91 127L90 126V124H92V123H97V122H99L100 121V123H102V125L104 126V123L103 122H105V124L108 122H110L111 120L110 119H112V117L114 118L113 120H115L116 122V124H117V121H119V119H120V121H119V123L117 124L118 125V127L120 126V125H123V124H125V123H132L131 124V126H134V124L136 123V121L138 120V117H140V116H137V115H139L140 113V115H143V114H149L150 116H151V118H152V116L154 115V119H153V121H155L154 122V124L157 126V127H160V125H162L161 126V128H164V126L166 127V126H168L169 125V123L170 124H173L172 122H169L168 123V121H170V120H167V117H162L161 116V114H157L156 115V113H157V109L155 110V111H153V113H149V111H152V109L149 107V106H151L150 105V102L148 103V100L150 101V100H153V98H156V97H160V99H165V100H163V102H164V104L165 103H171V101H174L175 99H173L172 97H174L175 96V94H176V92H178V86L180 87V89H179V96L178 97H176L177 98V100L180 102V104H184L183 105V107H181L182 105H179V103L177 104L178 105V109L181 107L182 109L184 108H187L188 109V112H187V114H190L189 115V120H187L186 121V123H188V124H190L191 126H192V124L197 128L195 131H198V133L199 134H196V133H194L193 132V137H195V138H193V137H191L192 139H195V141H193L192 142V145L194 144V145H196V144H199L197 147L196 146H192V152H193V154H195V155H198L199 157L201 156L202 158H205L206 157V153H205V150L203 149V146H200L202 143H203V141L206 139L207 140V138L210 140V137H208L209 135H208V133L207 132H204L203 130H200V126H201V128L203 127V125H199L200 124V122H201V117L202 116H204L203 114H206L205 113V110L207 109V108H209V109H213V110H218L221 106H223V99H221L222 97H221V95H219V93H217V92H215V91H213V90H210V91H207V90H205V88H207V87H205V85L206 86H208L207 84H205L204 82V84H202L201 82H197V81H192V78H194V77H196L197 75H199L200 73H202V71H204V69H201V68H204V67H209V66H211V65H214L216 62L215 61H219V59H221L224 55H230V53L233 51V50H235V48H236V46H238V45H235V44H237V43H240V39H239V34H238V32H237V29L235 28V25L232 23V22H230L228 25H227V27L228 28H230L228 31H230V33L229 32H227L226 31V29H224L225 27H220L221 29H222V31H224L222 34L220 33L218 36H213V37H215V39L213 38V37H210V38H208V40H206L207 39V36H201L202 38V40L201 39H199V43L202 41V43H200V45H198L199 43L198 42H196V37H198V36H196V35H193L194 36V38H193V36L192 35H188V36H190V37H185L183 40H184V42H180L181 44H180V46L179 47H177L178 45H179V43H177L176 42V44H178V45H176L175 44V42H163V39L168 35V34H166V33H168L169 32V30L171 29V27L173 26L174 28H172L171 30L173 31V30H177V32H179V31H181V29L180 28H186V26H187V28L188 27H191V20L192 21H194V19L195 18H199V17H201V16H199V15H202L201 13L203 12V11H201L200 10V5L199 4H195V5H192L193 3H190V2H188L187 0L184 2V0L179 4V6H178V8L180 7V6H182L181 7V9H178V11L180 10V12H178L177 13V8H174V9H176V11H174V9H172V7L173 6H175V7H177ZM213 4V6H211ZM220 5L219 7H221V8H219L217 5ZM43 5H44V7H43ZM92 5H94L93 4V2H92ZM100 5V4H99ZM102 5V4H101ZM199 5V6H198ZM216 5V6H215ZM233 5V4H232ZM234 5H237V3H235ZM263 5H264V3H263ZM37 6V7H36ZM149 6H150V4H149ZM186 6L188 7V6H191V7H189V8H186ZM0 7H1V5H0ZM49 7V6H48ZM47 7V8H48ZM53 7V8H52ZM183 7H184V9H183ZM208 7V8H207ZM214 7V8H213ZM216 7L218 8V10L216 9ZM43 8V9H42ZM91 8V7H90ZM87 9V10H85V13H87V14H93L95 11L96 12H98V11H100V10H97V9ZM153 8V9H152ZM186 8V9H185ZM199 8V9H198ZM201 8H203V6L201 7ZM213 8V9H212ZM263 9V7H261L260 8V10H262ZM33 10H35V11H33ZM38 10V11H39ZM156 10V11H155ZM172 10V11H171ZM196 10V11H195ZM93 11V12H92ZM187 11H188V13H187ZM53 13V15L51 14V13ZM92 12V13H91ZM182 12V14L183 15H180V13ZM183 12H186L185 14L183 13ZM196 12V13H195ZM101 13V12H100ZM190 13H191V15L193 16V13H194V15L195 16H193L192 18H191V15H190ZM204 13V12H203ZM230 13V12H229ZM228 13V14H229ZM55 14V15H54ZM189 14V17L187 16ZM166 15V16H167ZM178 15V16H177ZM184 15H186L187 17H185ZM211 15H213V14H211ZM21 16H23L22 18H21ZM54 16V17H53ZM165 16V17H166ZM182 16V17H181ZM183 16L185 17L184 19H183ZM203 16H208V12H207V14L205 13V14H203ZM52 17V18H51ZM174 17H177L176 19L174 18ZM183 19V21L184 22H182V20H181V18ZM215 17V16H214ZM145 18H146V21H147V23H146V21H145ZM170 18V19H171ZM180 20H179V19ZM229 18H231V17H229ZM229 18H227V19H229ZM252 18V17H251ZM165 19H168L169 20V22H167L168 23V27H167V23H166V20ZM188 19V20H187ZM244 19H246V20H251L250 19V15L249 16H247V18L245 17ZM44 20H46V21H44ZM48 20L50 21V22H48ZM167 20V21H168ZM196 20V19H195ZM40 22V24H39V22ZM44 23H43V22ZM23 22V26H22V23ZM38 22V23H37ZM179 22V23H178ZM198 22H200V20L198 21ZM26 23V24H25ZM28 23V24H27ZM37 23V24H36ZM185 23V24H184ZM252 23H255V22H252ZM263 23L264 22H261L260 23V21H259V23H258V21L254 24L255 26H254V28H255V30H260L261 28H263L264 26H263ZM21 24V25H20ZM43 24V25H42ZM47 25L46 27H45V25ZM170 24H173V25H170ZM183 24V25H182ZM213 24H215V22H214V20H212V23H211V25L212 26H215V25H213ZM31 25V26H30ZM52 25V24H51ZM190 25V26H189ZM38 27V28H36V29H34L35 27ZM44 26V27H43ZM25 27V28H24ZM30 27V28H29ZM34 27V28H33ZM150 27L151 28H154L155 27V31L153 30V32H154V34H152L151 32H150ZM161 27V26H160ZM166 27V28H165ZM259 27V28H258ZM9 28V29H8ZM206 28H209V27H206ZM47 29V30H46ZM31 30V31H30ZM40 30V31H39ZM44 30L47 32H44ZM143 30H145V32H146V30H148L149 31V33H148V31L144 34V33H142V34H140L139 32H142ZM170 30V31H171ZM205 30V29H204ZM203 30V31H204ZM39 31V32H38ZM41 31H43V33L41 32ZM202 31V32H203ZM37 32V33H36ZM176 32V31H175ZM201 32V33H202ZM205 33H204V35H206V30L204 31ZM231 32H233V33H231ZM156 33V34H155ZM229 35H228V34ZM150 34H151V36H150ZM203 34V33H202ZM232 34V35H231ZM29 35H30V37H32V39L29 37ZM38 35V36H37ZM39 35L41 36L42 35V37H39ZM154 35V36H153ZM156 35V36H155ZM201 35V34H200ZM228 35V36H227ZM236 35H237V37H236ZM55 35H52V37L53 38H55L56 39V42H54L55 40L53 39V38H51V37H49L48 39V41H46L49 45H51V47H53V45H55V44H57V42H58V40H57V38H56V36L54 37ZM140 36H142V38H144V36L146 37V38H150V39H144V41H140ZM224 36V37H223ZM225 36H227V37H225ZM229 36H230V38H229ZM235 36V37H234ZM39 39H38V38ZM46 37V38H45ZM151 37H153V38H151ZM158 37V38H157ZM223 38V40H222V38ZM27 38H29V40L31 39V41L32 42H37L36 44H34L35 46H33L32 48H30V49H28L29 47L28 46H30V44H32V42L30 43L29 42V40L27 39ZM137 38H139L138 40H137ZM155 38H157V40L159 39V41L161 42H156L157 40L155 39ZM204 38V39H203ZM219 38V39H218ZM238 38V41H236V39ZM28 40V42L30 43V44H28L27 43V41L26 40ZM36 39V41H34ZM37 39H38V41H37ZM42 39V40H43ZM153 39V40H152ZM162 39V40H161ZM193 39V40H192ZM229 39V40H228ZM231 39H233V40H231ZM263 39H264V37H262V38H260V39H258L256 42H254V44L255 45H258L259 44V46H263V48H261V47H259V46H257L258 48L256 49V50H258L259 51V49H260V53L262 54V53H264L263 51H264V43H261L262 41H263ZM23 40V41H22ZM25 40V41H24ZM138 41V44L139 45H141V47H139V45H137L136 44V42ZM156 40V41H155ZM187 42H186V41ZM188 40H192V42L191 43H193L192 45L191 44H189L190 43V41H189V43H188ZM195 40V43H197V45L198 46H200L199 48H197L198 46L197 45H195V43L193 42ZM216 40H218V41H216ZM222 40V41H221ZM12 41V42H13ZM43 41V42H44ZM51 41H53V42H51ZM148 41H151V42H149V43H147ZM198 41V40H197ZM216 41V42H215ZM232 41V42H231ZM22 42V43H21ZM23 42L25 43H27V44H24V46H23ZM46 42H44V44L42 43L41 45H43L42 47H47V45L48 44H46V46H44L45 45V43ZM187 44H186V43ZM205 42V43H204ZM264 42V41H263ZM15 43V42H14ZM53 43V44H52ZM55 43V44H54ZM160 43V44H159ZM164 43V44H163ZM169 45H168V44ZM183 43V44H182ZM19 44H21V45H19ZM146 44V45H145ZM161 44H163L164 46H161ZM170 44H174L173 46L172 45H170ZM262 44V45H261ZM48 45V46H49ZM58 45V44H57ZM188 45V46H187ZM192 47H195V48H192ZM194 45V46H193ZM219 45V46H218ZM56 46V45H55ZM66 46V45H65ZM92 47V49L93 48H98L96 51H95V49L94 50H92L91 49V51L92 52H90V49L88 50V48L87 47ZM143 46H145V47H143ZM148 46V47H147ZM167 46V50L166 49H162L163 47H166ZM189 46L191 47L190 48V50L192 49H194L193 51L191 50H189V49H187V48H189ZM218 46V47H217ZM230 46H232V47H230ZM26 47V48H25ZM41 47V46H40ZM39 47V48H40ZM144 49H143V48ZM176 48L177 47V49H174V48ZM185 47V48H184ZM208 47V48H207ZM227 47V49H225ZM19 48V49H18ZM37 49H38V47H36ZM101 48V49H100ZM172 50H171V49ZM178 48H179V50L180 49H182L183 48V52H182V50H181V53H180V51L178 50ZM210 48V49H209ZM230 48H232L233 50H231ZM18 49V50H17ZM24 49V50H23ZM67 49V48H66ZM147 49V50H146ZM169 49V50H168ZM204 49V50H203ZM206 49H208V50H206ZM246 49V48H245ZM245 49H242V51H244ZM261 49H263L262 51H261ZM10 51V53H11V55H9V59H11V60H14L13 59V57H14V54H15V52H13V51ZM21 50L19 51V54L20 55H18V53L16 52V54L18 55L16 58H20V56L22 55L21 53ZM27 50V51H26ZM30 50V51H29ZM36 50V49H35ZM35 50H34V52H35ZM160 50H162V51H165V52H160ZM175 50V51H174ZM185 50H186V52H185ZM213 50V51H212ZM230 52H228V51ZM254 51L253 53H252V55H251V57H250V60H248V62L247 61H243V62H238V61H234L233 60V58H231L229 61H228V64H227V66L226 67H223L222 68V71L221 72H219V74L221 75V77L222 78H220V80L222 81V80H225V79H227V78H229L230 76L231 77H233V78H235L236 76H239L240 74H241V72H242V70L243 69H245V70H247V69H249L250 68V66H252V65H255L256 66V69H259L258 67H260V69H262V70H264V59L262 60V62H256L257 64H254L255 62L253 61V58L254 59H257V58H260L262 55H260L259 54V52H258V54L256 55V53H257V51ZM168 51H169V53H168ZM172 51V52H171ZM178 51V52H177ZM191 53H190V52ZM88 52H90V54L92 55V57H90V54L88 53ZM160 52V53H159ZM179 53V55L177 54H175V53ZM186 54H185V53ZM228 52V53H227ZM146 53H147V55H146ZM196 53V54H195ZM13 54V55H12ZM15 54V55H16ZM48 54V53H47ZM100 54V55H99ZM167 54H169V55H167ZM173 54H175V55H173ZM180 54H182V55H180ZM184 54V55H183ZM187 54L188 55H190V57L188 58V60L186 61H183V56L185 57V56H187ZM25 55H22V57L23 56H25ZM84 56L85 57V55H86V57H88V55H89V57H88V59L85 57V59H84V57L83 58H81L80 56ZM94 55H97L96 57H98V55H99V57L98 58H96V60L98 59V61H101V60H99V59H102L103 60V58L104 57H102V55H104L105 56V58L107 59V57L109 56H111L110 58H111V63H109V65H110V67H108L107 66V64H106V66H107V68H108V70L109 71H105V70H107V68L106 69H104L105 68V65L104 66H101V67H103L101 70H102V72H100V67H97L96 66V63H97V61L95 60V57L93 58V56ZM138 55H140L138 58L140 59V60H147V61H149V64H151L152 62H153V65L151 66V65H149L148 64V62L146 61V65H145V63H144V68L145 67H147V65H148V69L147 68H145L144 70H143V67L141 68V70H142V72H144V73H147L148 74V79L149 80H147V83L145 82V84H144V82H141V83H143V85H144V87H142V85L140 84V87H138L137 85H134V81L133 80H131V78L133 77V78H135V76L133 75H128L129 77H130V79H126L125 81H126V83H123V85L121 84V83H119L118 82V80L116 81V79H113L114 81H116L115 83H117L118 82V86L116 85V84H114L116 87L115 88H117V89H115V88H113V86L112 87H110V88H112L113 89V91H111L110 93H109V91L107 92V90H105L104 89V86L105 87H107L108 89H109V85H107L106 86V84L105 83H108V84H110L109 82H112V80L110 81V80H108L109 82H105L104 80L106 79V81H107V79H108V77L111 75V74H109L111 71H110V69H112V71H113V69L115 68H118V72H120L121 74H124L125 72H126V70L127 69H131V67L133 68V65H132V63H130V61L131 60H134V58L136 57V56H138ZM141 55H142V58H141ZM171 59V61H170V59L168 60V57ZM170 55H172V56H170ZM222 55V56H221ZM256 55V56H255ZM11 56V57H10ZM122 56H124V58L122 57ZM161 56V57H160ZM173 56H177V58H179V62H177L175 59H172L173 58ZM180 56V57H179ZM205 56V57H204ZM221 56V57H220ZM259 56V57H258ZM32 57V56H31ZM30 57V59H32ZM35 57H37V56H35ZM35 57L33 58L34 59V62H33V60L31 61L32 63H34L33 65H32V67L34 68H32L31 67V64H30V62L29 63H27L26 61H27V59H24L25 61L23 62H19L18 64H16V65H14V67H13V65H12V67L10 66V67H6L5 65H0V76H5V75H10L11 76V73H14L15 75L13 76V77H16L17 75L18 76H24V77H27L29 74V71L30 70H28L29 69V67L30 68H32V70H34L35 71V69H36V71L37 70H39L40 72H43V65L44 64H42V67H39L40 65H41V60H40V58H36L35 59ZM46 57H48V58H46ZM52 57H53V59H52ZM108 57V58H109ZM115 58V60L117 61V59H118V57H119V59L121 58L122 60H123V63L124 64H122V61H120V62H117V64L118 63H120V64H114V62L116 63V61L115 60H113L114 58ZM117 57V58H116ZM149 57H150V60H149ZM214 57V58H213ZM217 57H220V58H217ZM255 57H257V58H255ZM27 58H29V57H27ZM78 58H81V60H79ZM90 58V59H89ZM104 58V59H105ZM43 59V58H42ZM45 59H43L45 62L46 61H48V60H45ZM72 59H73V62H72ZM93 59V60H92ZM126 59V60H125ZM129 59V60H128ZM151 59H153V61H151ZM167 60V61H165V60ZM190 59H191V61H190ZM192 59H194V61H192ZM251 59H252V61H251ZM38 60H39V62H38ZM85 60V61H84ZM125 60V61H124ZM140 60H135V61H137V62H139ZM144 60H143V62H144ZM213 60V61H212ZM44 61H42V62H44ZM69 62V64H68V62ZM80 63L79 65H78V63ZM114 61V62H113ZM162 61V62H161ZM163 61H165V62H163ZM168 61H169V63H168ZM172 61H173V63H174V61H176V63L175 64H171L172 66H170L172 69H169L170 67L168 66L166 69H164V68H161V67H163V66H165V65H167V64H170V63H172ZM37 62V63H36ZM44 62V63H45ZM131 62H134V61H131ZM140 62H142V61H140ZM157 64V62L158 63H160V64H158L159 66H157L155 63ZM167 62V63H166ZM187 62H188V64H187ZM215 62V63H214ZM21 63H24L23 65L21 64ZM37 65H36V64ZM62 63V62H61ZM112 63H113V65L114 66H112ZM134 63H136V62H134ZM133 63V64H134ZM164 63H166V64H163ZM177 63H180V65H178ZM181 63H182V66H181ZM195 63V64H194ZM198 63V64H197ZM201 63V64H200ZM229 63H230V65H229ZM246 63V64H245ZM28 64H30V65H28ZM68 64V65H67ZM82 64V65H81ZM155 64V65H154ZM245 64V65H244ZM18 65H19V68H18ZM25 65H27V66H29L28 68H27V66L25 67ZM115 65H116V67H115ZM128 65H129V67H128ZM205 65V66H204ZM241 65V66H240ZM38 66V67H37ZM47 66V67H48ZM69 66V67H68ZM125 66H127L126 68H125ZM179 66V67H178ZM194 66H197V67H194ZM45 67H46V64H45ZM44 67V68H45ZM47 67H46V69H47ZM112 67V68H111ZM158 67H159V69H158ZM174 67V68H173ZM200 67V68H199ZM242 67H244L243 69H242ZM38 68V69H37ZM53 68V69H52ZM177 68V70H175ZM179 68V69H178ZM198 69V70H196V69ZM40 69H43V70H40ZM103 69H104V71H103ZM114 69V70H115ZM157 69H158V71H157ZM162 69H164V70H162ZM169 69V70H168ZM48 70V69H47ZM145 70H147L146 72H145ZM150 70V71H149ZM160 70V71H159ZM174 70V71H173ZM45 71V70H44ZM153 72V75L154 76H152V72ZM166 71H167V73H166ZM176 71V72H175ZM197 71V72H196ZM236 71V72H235ZM32 72V71H31ZM30 72V73H31ZM101 73V74H97V73ZM104 72H105V74L106 75H108L107 76V78H106V75L104 74ZM108 74H107V73ZM115 72H116V70H115ZM122 72H124V73H122ZM173 72V73H172ZM56 73V72H55ZM162 73V74H161ZM26 74V75H25ZM69 74V75H68ZM113 74V73H112ZM115 74V73H114ZM113 74V76H115ZM132 74H134V73H132ZM151 74V75H150ZM217 75L218 76V78H219V76L220 75ZM223 74V75H222ZM31 75V74H30ZM103 75H105V78H104V76ZM160 75H161V77H160ZM163 75V76H162ZM170 75V76H169ZM189 75V76H188ZM236 75V76H235ZM59 76H61V77H59ZM112 76V78H114ZM153 77V79L151 78V77ZM159 76V77H158ZM228 76V77H227ZM246 77V79H245V77ZM242 78H243V80L245 81V82H247V83H250L251 81V77L249 76V75H247V74H245ZM39 78V77H38ZM101 78H104V85H100V83L102 82L101 80ZM111 78V77H110ZM124 78V77H123ZM132 78V79H133ZM155 78V79H154ZM40 79V78H39ZM41 79H42V77H41ZM40 79V80H41ZM49 79V80H48ZM101 79V80H100ZM120 79V78H119ZM190 79L191 80V84L193 83V86H195V87H192L193 88V90H192V88H189V89H185L184 88V85H186V83H187V81ZM215 79V78H214ZM37 78H36V81H35V83L33 82V85L34 84H36V82H37ZM44 80V79H43ZM42 80V82H45V85L44 86H46V81H43ZM100 82H99V81ZM122 80V79H121ZM121 80H119L120 82H122ZM130 80V81H129ZM178 80V81H177ZM184 80V81H183ZM187 80V81H186ZM219 80V79H218ZM98 81V82H97ZM131 81H133L132 83H130ZM39 82V81H38ZM42 82H40V85H42ZM54 82V83H53ZM124 82V81H123ZM138 82V81H137ZM150 82H151V84H150ZM152 82L153 83H155L154 85L152 84ZM174 82V83H173ZM92 83H94V85H96V86H98V83H99V87H100V89H103V90H101L102 92H99V94L100 95H96V93H98L97 91L99 90L98 89V87H96V86H92L91 88H93V87H95L96 88V90L93 88V90H95L96 91V93L93 95L92 94V92H94L93 90L90 92L88 89L90 88V87H88L89 85L91 86V84ZM103 83V82H102ZM101 83V84H102ZM128 83V84H127ZM177 83V84H176ZM179 83H181V84H179ZM197 83L199 84V85H197ZM39 83H37L36 84V86L38 85ZM44 84V83H43ZM48 84V83H47ZM49 84H48V86H49ZM135 84H138V83H135ZM146 84H147V86H146ZM195 84V85H194ZM59 85H61V86H59ZM123 86L122 88L120 87V86ZM125 85V86H124ZM129 85L131 86V88L129 87ZM133 85V86H132ZM201 85V86H200ZM204 87H203V86ZM39 86V85H38ZM48 86L46 87V88H48ZM65 86V87H64ZM136 86H137V88H136ZM40 87H42V86H40ZM142 87V88H141ZM162 87V88H161ZM175 87V88H174ZM177 87V88H176ZM80 88V89H79ZM138 88H140V90L138 89ZM196 88H199V89H196ZM81 89H83V91L81 90ZM85 89H87V90H85ZM98 89V90H97ZM111 89V90H112ZM144 91H146V92H144ZM184 89H185V91H184ZM117 90V91H116ZM142 90V91H141ZM196 90H197V92H196ZM204 90V91H203ZM51 91V90H50ZM50 91H48V92H50ZM89 91V93H91L92 95H90L89 93V95L87 94V92ZM104 91V92H103ZM80 92V93H79ZM106 92V93H105ZM138 92H140L139 94H138ZM143 92V93H142ZM170 92V93H169ZM182 92V93H181ZM206 92V93H205ZM208 92V93H207ZM210 92V93H209ZM42 93H44V92H42ZM81 93H83V95L81 94ZM104 93V94H103ZM114 93V94H113ZM142 93V94H141ZM152 93H154V94H152ZM157 93V94H156ZM60 94V95H59ZM88 95V96H86V95ZM145 94L147 95V97L146 98H143V96L142 95H144V97H145ZM205 94V95H204ZM79 95H80V97H79ZM82 95V96H81ZM150 95H151V97H152V99H150L151 97H150ZM166 95H167V97H166ZM172 97H171V96ZM186 95V96H185ZM190 95V96H189ZM47 96V95H46ZM96 96V97H95ZM202 96V97H201ZM84 97V98H83ZM87 97H88V99L89 100H87ZM162 97H164V98H162ZM170 97V98H169ZM50 98V99H49ZM167 98H168V101H167ZM201 98V99H200ZM24 99V98H23ZM49 99V100H48ZM135 99V100H134ZM172 99V100H171ZM206 99H207V101H206ZM209 99V100H208ZM91 100V101H90ZM137 100V101H136ZM143 100V101H142ZM145 100V101H144ZM212 100V101H211ZM1 101H3L2 99H1ZM5 101V100H4ZM26 101V102H25ZM48 101V102H47ZM5 102H7V101H5ZM46 103V105H45V103ZM152 102V101H151ZM184 102V103H183ZM191 102V103H190ZM19 103L20 102H18V105H19ZM146 103H148L147 105H145ZM177 103V102H176ZM198 103V104H197ZM11 104H13V103H11ZM128 104H130L131 105V107H129L128 108V110H124L125 109V107H127V105ZM163 104V103H162ZM187 104H189L188 106H187ZM195 104V105H194ZM256 104V106H258L259 104L258 103H255ZM14 105V104H13ZM166 105V104H165ZM194 105V106H193ZM206 105V106H205ZM242 105L244 106L245 105V103H242ZM1 106V105H0ZM148 106V107H147ZM174 106H175V104H174ZM187 106V107H186ZM191 106H193V108L191 107ZM198 106H199V108H198ZM17 107V108H16ZM148 109H147V108ZM151 107H153V106H151ZM55 108V109H54ZM151 110H150V109ZM192 108V109H191ZM198 108V109H197ZM54 109V110H53ZM130 109V110H129ZM145 109H147V110H145ZM178 109H176V110H178ZM186 109V110H187ZM194 109V110H193ZM52 110V111H51ZM145 110V113L143 112ZM153 110H154V108H153ZM192 110V111H191ZM233 107H227L226 108V112H228L229 114H231L230 116H229V118H226L225 119V124H227L228 125V127L229 126H237V125H240V123L241 122H239L238 120H240V118H239V116H237L233 111ZM3 111V112H2ZM53 111H54V113H53ZM182 111V110H181ZM184 111V110H183ZM50 112V113H49ZM130 112V113H129ZM142 112H143V114H142ZM155 112V113H154ZM191 112H192V114H191ZM3 113V114H2ZM46 113H49V114H46ZM186 113V112H185ZM184 113V114H185ZM35 114V115H34ZM153 114V115H152ZM186 114V116L188 117V115ZM38 116V119H39V121H38V119L36 120L35 118H34V120L33 119H31L32 118V116ZM200 115V116H199ZM39 116H41V117H39ZM105 116V117H104ZM149 116V117H150ZM156 116H158V117H156ZM196 118H195V117ZM99 117V118H98ZM101 117V118H100ZM129 117H130V119H129ZM132 117V118H131ZM27 118V119H26ZM42 118V119H41ZM97 118V120H99V121H97V122H95L94 120ZM134 118H135V120H134ZM157 118H159V121L157 120ZM24 119V120H23ZM28 119H29V121H28ZM72 119H75L76 121H75V123L73 124V125H71V126H69V127H66V128H60L59 127V125H61L62 123H65L67 120H72ZM105 119V120H104ZM123 119V120H122ZM188 119V118H187ZM195 120V121H193V120ZM31 120V121H30ZM164 120H165V122L166 123H168V125L167 124H165V122H164ZM25 123H24V122ZM28 121V122H27ZM88 121H90L89 123H88ZM102 121V122H101ZM107 121V122H106ZM123 121V122H122ZM189 121V122H188ZM193 121V122H192ZM88 124H87V123ZM134 122V123H133ZM160 122V123H159ZM216 122H218V121H216ZM25 124V126H24V124ZM99 123V124H100ZM107 123V124H108ZM122 123V124H121ZM199 123V124H198ZM229 123V124H228ZM231 123V124H230ZM85 125V127H87V126H90V127H88V128H90V129H85L84 127H82V126H84ZM106 124V125H107ZM113 124H114V121H113ZM137 124V123H136ZM165 124V125H164ZM260 124L262 125V126H259L258 127V129H254V130H252V131H246V130H244V129H242V130H238L240 133H238L237 135H238V137L239 136H242V140L244 141V143L247 145V146H249V148L252 150V151H255V152H257L261 157H264V144L263 145H260V141H264V121L262 122V121H260ZM30 125H33V126H30ZM92 125H94V124H92ZM95 125H97V124H95ZM101 125V126H102ZM109 125V124H108ZM110 125L111 126H116L115 124L114 125H112V123L110 122ZM110 125H109V127H110ZM190 125H188L187 126V124H184L183 125V123L180 125V126H183V128L182 129H180V126H179V128L178 129H180V131L178 130V132H180V133H182L183 131L186 133L187 131H194L193 129H195V127L194 126H190ZM199 125V126H198ZM27 126V127H26ZM241 126V125H240ZM29 127V128H28ZM31 127L33 128V130L31 129ZM109 127L107 126V128H108V130H109ZM112 127V128H113ZM187 127H188V129H187ZM6 128V129H5ZM19 128V129H18ZM24 128H28V129H24ZM40 128H42V129H40ZM103 128H105V127H103ZM106 128V129H107ZM111 128V127H110ZM111 128V129H112ZM133 128V127H132ZM132 128H130V129H132ZM139 128V129H138ZM138 128H136L137 129V131L139 132V130H140V128H141V130H142V127H138ZM167 128V127H166ZM21 129V130H20ZM36 129V130H35ZM40 129V130H39ZM43 129H45V131L48 133H46V132H43ZM74 129H75V131H74ZM102 129V128H101ZM100 129V130H101ZM111 129H110V131H111ZM113 129H115V128H113ZM23 130H25L26 132H28V133H25ZM38 130H39V132H38ZM42 130V131H41ZM72 130V131H71ZM94 130V129H93ZM187 130V131H186ZM4 131V132H3ZM7 131V132H6ZM71 131V132H70ZM101 131H104V129L103 130H101ZM105 131H107V130H105ZM131 131V130H130ZM130 131H128L129 133H130ZM132 131H133V129H132ZM134 131H135V129H134ZM133 131V132H134ZM137 131H135L134 133H136ZM199 131H201V132H199ZM24 132V133H23ZM41 132H43V133H46L44 136L46 137H41L40 135H42L41 134ZM59 132H61V133H59ZM63 132V133H62ZM71 133V134H69V133ZM136 133V134H139V135H137V136H139L142 140H144V136L143 135H141L140 133ZM189 132H187V135L186 136H189ZM202 132L204 133V134H202ZM21 133V134H20ZM65 133L67 134V136H65ZM92 133V134H91ZM98 133V132H97ZM100 133H101V136H100ZM107 133V132H106ZM134 133L132 134V137L130 136V135H127L125 138L128 140V141H130L131 143H130V145L131 144H133V138L134 137H136L135 135H134ZM190 133H192V132H190ZM19 134H20V136H19ZM25 134H27V135H25V138L24 139H21V138H23L24 137V135ZM30 134V135H29ZM56 134H57V136H56ZM59 134V135H58ZM62 134V135H61ZM64 134V135H63ZM76 134H78V135H76ZM103 134V135H102ZM131 134V133H130ZM184 134V133H183ZM182 134V135H183ZM194 134L198 137V139H197V137L196 136H194ZM202 134V135H201ZM23 135V137H21ZM49 135H50V140L48 141V137H49ZM95 135V136H94ZM97 135V136H96ZM134 135V136H133ZM175 135V134H174ZM177 136L175 137L174 136V138H175V140H172V138L173 137H169L170 139H169V142H170V140H172V142L173 143H175V142H177V141H179L178 139H182L183 138V136L182 137H180L179 138V133H177L176 134ZM204 135H207V136H205L204 137ZM19 136V137H18ZM37 136V137H36ZM40 136V137H39ZM48 136V137H47ZM54 136L55 137V139H53L52 137ZM65 138V139H63V137ZM69 136V137H68ZM106 136V135H105ZM166 139H167V137L168 136H166V135H163ZM190 136H191V134H190ZM190 136H189V138L188 139H191L190 138ZM18 137V139L20 140V143L19 144H17V145H15L17 142H15L16 140L17 141H19L18 139H16ZM21 137V138H20ZM28 137V138H27ZM57 137V138H56ZM62 137V138H61ZM72 137V138H71ZM178 137V138H177ZM204 137V138H203ZM207 137V138H206ZM253 137H256L255 138V140L253 141L252 139H253ZM27 138V139H26ZM33 140H31V139ZM36 139V141H34L35 139ZM39 138V139H38ZM40 138H43V139H40ZM45 138V139H44ZM137 138V137H136ZM149 138V137H148ZM147 137H145V142L143 141V144H144V146H146V144L147 143H149L150 141H153L152 143H154V141H155V138H152V140H150V139H148ZM163 138V137H162ZM173 138V139H174ZM259 138V139H258ZM16 139V140H15ZM25 139H26V141H27V143L28 142H30V144L28 143V144H26V142H25ZM32 141H30V140ZM47 139V140H46ZM159 139V138H158ZM187 138L185 139L184 138V140L185 141H187L188 140ZM197 139V140H196ZM202 139V140H201ZM24 140V141H23ZM41 140V141H40ZM42 140H44V144L42 143ZM45 140H46V142L48 141V142H50L51 143V145H49L48 143V145H46L45 144ZM54 140H55V142H54ZM59 140V141H58ZM134 140H135V138H134ZM137 140V139H136ZM135 140V141H136ZM146 140H149V141H146ZM183 140V141H184ZM40 141V142H39ZM53 141V142H52ZM128 141H124V143H123V145L126 143H129ZM134 141V142H135ZM165 141H167V140H165ZM181 141V140H180ZM180 141L179 142H177V144H179V145H177L176 146V144H172V146H170L169 148H171V149H176L177 151H180V150H182L183 148L182 147H184L185 145H183L182 147H181V144H183V143H181L180 144ZM184 141V142H185ZM190 141H192V140H189V142ZM196 141H198V142H196ZM240 141V140H239ZM23 142V143H22ZM59 142V143H58ZM147 142V143H146ZM162 142H164V140H160V143H159V145L158 146H156L155 144V146L156 147H153V149L151 150V152L152 153H154L155 151H156V149H158V150H160V151H162V152H164L165 151V149H168L167 148V144L165 145V143H167V142H165V143H162ZM182 142V141H181ZM188 142V143H189ZM201 142V143H200ZM257 142V143H256ZM22 143V144H21ZM37 143H39V144H37ZM122 143V142H121ZM25 144V145H24ZM106 144V145H105ZM109 144V143H108ZM125 144V146L127 147V145ZM150 144V143H149ZM158 144V143H157ZM169 144H171V143H169ZM185 144V143H184ZM190 144H191V142H190ZM189 144V145H190ZM232 145L234 144V143H231ZM24 145V146H23ZM27 145V146H26ZM58 145V146H57ZM121 145V144H120ZM151 146H154V145H152V144H150ZM175 145V146H174ZM19 146H21L20 147V149H19ZM29 146H31L30 147V149L28 148ZM56 146V147H55ZM103 146V147H102ZM133 146H134V144H133ZM133 146L132 147H129V150H131L132 148H133ZM149 146V145H148ZM151 146H149V148L148 149H150V148H152ZM165 146V147H164ZM175 148H174V147ZM181 147L180 148V150L179 149H177L178 147ZM191 146V145H190ZM189 146V147H190ZM23 147H25V149L23 150H21V148H23ZM34 147H35V149H34ZM55 147V148H54ZM60 147V148H59ZM81 147H87L86 149H91V154H90V156L89 157H87V158H84V159H82V160H80L79 159V161H77L76 163H75V159L77 160V158L75 157V156H73V154L74 153H76V150L78 151ZM107 147V148H106ZM116 147V146H115ZM114 147V145L112 146V147H109V148H112V149H110L111 151H113L114 152V150H116V152L118 151V153L117 154H119V155H116L115 153L116 152H114L113 154L114 155H116V156H119L120 157V155H122L123 154V151H124V155H125V152H127L128 151V148L125 150V149H123L121 146H120V149H116ZM177 147V148H176ZM186 147H188V144L186 145ZM185 147V148H186ZM189 147H188V153H190V154H192V152H189V151H191V150H189ZM195 147V148H194ZM28 148V149H27ZM38 148H39V150L40 151H45V155L44 154H42V152H38V153H40V155L39 154H37V151L36 150H38ZM54 148V150H55V152H54V150H52V149ZM57 148H59V149H57ZM61 148H63V149H61ZM67 150V151H65V149ZM118 148V147H117ZM145 148V147H144ZM147 148V147H146ZM191 148V147H190ZM27 149V150H26ZM147 149V150H148ZM163 149H164V151H163ZM19 150H20V152H19ZM26 150V151H25ZM35 150V151H34ZM52 150V151H51ZM74 151V153L72 152V155L70 154V152L69 151ZM93 150V151H92ZM99 150V153L97 152ZM147 150H146V152H147ZM202 150H203V152H202ZM23 151V152H22ZM33 151V152H32ZM109 152L108 151V155L109 154H111L112 152ZM160 151H156L157 153L158 152H160ZM194 151H196V152H194ZM262 151V152H261ZM24 152H27V153H24ZM46 152H48V153H46ZM50 152H51V154H50ZM64 152V153H63ZM94 152H96L95 154H94ZM103 153L105 152V151H102ZM131 153L130 154H132L133 152H134V150L132 151H130ZM144 152H145V150H144ZM145 152V153H146ZM161 152V153H162ZM24 153V154H23ZM33 153V154H32ZM67 155H66V154ZM68 153H69V155H68ZM98 153V154H97ZM128 153V152H127ZM135 154H138V153H136V152H134ZM152 153H149V154H152ZM200 153V154H199ZM203 153V154H202ZM30 154V155H29ZM36 154V155H35ZM100 154H102V153H100ZM99 154V155H100ZM105 154V153H104ZM103 154V155H104ZM129 154V155H130ZM148 154V155H149ZM155 154V153H154ZM158 154H160V153H158ZM158 154H156L157 156H158ZM164 154V153H163ZM163 154H161L160 156L162 157V159H163ZM3 155V156H2ZM5 155V156H4ZM39 155V156H38ZM75 155V154H74ZM107 155V154H106ZM112 155V154H111ZM128 155V154H127ZM203 155V156H202ZM205 155V156H204ZM8 156H9V158H8ZM27 156V157H26ZM30 156V157H29ZM33 156H34V159H32L31 160V158H33ZM42 158H41V157ZM44 156V157H43ZM73 156V157H72ZM91 156H93V157H91ZM95 156V157H94ZM98 156V157H97ZM102 156V155H101ZM133 156H134V154H133ZM141 156H143L142 157V159H144L145 157H144V154L142 153L141 155H138L137 157H140L141 158ZM146 156V155H145ZM151 156H155V155H151ZM160 156L158 157V160L157 161H159V162H157L155 159V161H156V164L157 165H159L158 163H160ZM197 156V158L196 159H198L199 157ZM4 157V158H3ZM11 157V158H10ZM37 159H36V158ZM68 157H70V158H68V160H66ZM96 157H97V159H96ZM132 157V156H131ZM134 157H136V156H134ZM137 157H136V159H137ZM148 157V156H147ZM156 157V156H155ZM30 158V159H29ZM41 158V159H40ZM55 158V159H54ZM89 158H90V160H89ZM123 158H124V156H123ZM126 158V157H125ZM125 158H124V161H123V166L124 165H126V164H128V163H132L131 162V158L130 157H127V158H129L130 159V162H128L127 161V163H125L126 161H125ZM149 158V159H148ZM148 158H145V160L146 161H149V163L153 160L152 158H151V160H150V157H148ZM165 158V157H164ZM201 158V159H202ZM2 159V160H1ZM11 159V160H10ZM36 159V160H35ZM74 159V161H73V163L74 164H72V160ZM94 159V160H93ZM117 159V158H116ZM129 159H126V160H129ZM162 159H161V162H163L162 161ZM195 159V163H194V165L196 164V163H200V164H203V163H207V162H200V159H198V160H196ZM8 162V164L6 163V161ZM14 161V163H12L11 161ZM64 162H63V161ZM92 160V161H91ZM99 160L101 161L100 163H102V164H100L99 163V166H98V162H99ZM135 160V159H134ZM140 160V159H139ZM138 159L137 160H135V162L134 163H132L133 164V168H134V166L136 167V165H135V163H136V161H137V167H138V165L140 164L141 165V163H139L138 161H139ZM153 160V163L155 162ZM163 160H165V159H163ZM66 161H67V163H66ZM87 161V162H86ZM91 163H90V162ZM193 162H194V160H192ZM213 161H215L214 159H213ZM4 162V163H3ZM17 162H19V163H17ZM85 162L86 163H88V164H90L91 165V167H88V164L86 165L85 164ZM140 162H145L144 160L142 161V160H140ZM191 162V161H190ZM192 162V163H193ZM17 163V164H16ZM35 163H36V165L38 166H36L35 165ZM68 163H70L71 165H70V167L69 166H67L68 165ZM94 165H93V164ZM121 163H122V159H121ZM125 163V164H124ZM152 162L149 164V167L152 169V173L153 172H155V173H157V170L159 169V166H155V164H153ZM13 164H15V166L13 165ZM19 164H21V167H19ZM83 164V165H82ZM104 164H105V162H104ZM131 164V165H132ZM147 164V163H146ZM145 164V165H146ZM199 164V165H200ZM208 164H209V162H208ZM208 164H206V165H208ZM78 165H80V167L78 166ZM86 165V166H85ZM197 165V164H196ZM36 166V167H35ZM82 166V167H81ZM97 166L99 167V168H97ZM128 166H129V164H128ZM155 166V167H154ZM7 167V168H6ZM20 168V169H17V168ZM34 167H35V169H34ZM50 167H52L53 169H56L57 168V170H52V168H50ZM64 167V168H63ZM73 167V168H72ZM77 167H78V169H80V170H78L77 169ZM87 168V169H85V168ZM93 167V168H92ZM96 167V168H95ZM148 167V165H147V168L150 170H145V169H143V170H145V171H142V170H140L139 171V174H137V172H136V174H137V176H136V178H138L139 176L138 175H140L141 173V171H142V174L143 175H140L141 177L138 179V181H136V184L137 183H141L142 182V180H143V182H145V183H141L140 185H145V186H147L146 184H147V182H148V180H149V178H148V176L147 177H145V175L147 174V172H151V169ZM23 168V169H22ZM26 168V169H25ZM62 168V169H61ZM119 168V167H118ZM130 168H131V166H130ZM146 168V169H147ZM46 169H49V170H46ZM58 169L59 170H62V171H58ZM64 169V170H63ZM75 171H74V170ZM83 169H85V171L83 170ZM92 169V170H91ZM113 169H116V168H113ZM123 169H125L126 171H128V170H130V169H128V167H127V169L126 168H123ZM182 169H184V167L182 168ZM8 170V171H7ZM70 170H72V171H74V172H71ZM95 170V171H94ZM131 170H133L132 168H131ZM20 171V172H19ZM21 171H23L22 173H24V174H22L21 173ZM53 171V172H52ZM81 171H82V173H81ZM119 171V172H118ZM134 171V170H133ZM137 171V170H136ZM8 172V173H7ZM48 172H50V173H57L58 175H57V177H55V179H54V175H51L50 173H48ZM75 172H76V174H75ZM78 172V173H77ZM159 172V171H158ZM0 173V174H1ZM5 173V174H4ZM64 173V174H63ZM83 173H85V174H83ZM120 175L121 177H119V179H117V175ZM122 175H121V174ZM127 174H128V172H126ZM146 173V174H145ZM154 173V174H155ZM23 175V177H20V175ZM133 174V175H132ZM145 174V175H144ZM21 175V176H22ZM61 175V178H58L59 176ZM64 175H66V176H64ZM79 175H82V176H79ZM87 175V176H86ZM94 175V174H93ZM96 175H97V173H96ZM95 175V176H96ZM2 176V177H1ZM84 176H86V177H84ZM94 176V177H95ZM111 176H110V178H111ZM116 176V177H115ZM124 176V177H123ZM68 177V178H67ZM70 177H71V179H70ZM76 177V178H75ZM84 177V178H83ZM98 179L95 181L96 182V184L95 185H97L98 183H100V179H101V177L99 176H96ZM123 177V179L121 180V178ZM14 179V180H13ZM22 179V180H21ZM58 179L60 180V181H58ZM62 179V180H61ZM9 180V181H8ZM11 180V181H10ZM56 180V181H55ZM66 180H67V184L65 183L66 182ZM78 180H79V182L81 181L82 183L80 184L81 185V188H78L79 186H77V185H79L78 184ZM118 180V181H117ZM16 181V182H15ZM18 181V182H17ZM55 181V182H54ZM64 183H63V182ZM73 181H74V183L76 182V184H74V186L70 189V186L68 187L67 185H69L71 182L73 183ZM109 181H107V182H109ZM141 181V182H140ZM5 182V183H4ZM54 182V183H53ZM57 182V183H56ZM62 182V183H61ZM2 183H4V184H2ZM59 183H61L62 184V186H64V187H58V186H61V185H58ZM64 184V185H63ZM84 184H85V186H84ZM101 184V183H100ZM112 184V183H111ZM112 184V185H113ZM134 185L133 186V188L134 187H137V185ZM251 184V183H250ZM4 185H6V186H4ZM11 185V186H10ZM15 185V186H14ZM66 185V186H65ZM139 185V184H138ZM9 186V187H8ZM98 186H100V185H98ZM158 186V185H157ZM169 186H173V185H169ZM241 186V185H240ZM242 186H244V184H242ZM245 186H246V184H245ZM66 187H68V189L66 188ZM76 187V188H75ZM86 187V188H85ZM139 187H141V186H138V188ZM174 187V186H173ZM52 188V189H53ZM79 190H78V189ZM103 189V191L106 189L105 188V186L104 187H100V189ZM105 188V189H104ZM130 189V192L128 191L126 194H125V192L123 193H121V195H122V197L120 198V199H123V197L124 198H126L127 200H131V201H133V200H136V202L137 203H139L140 204V200H139V198H140V196H141V201H144L141 205H143V204H146L145 202V200L146 199H144V195L147 197V199L148 198H150V193L149 194H145V193H147V192H145L144 193V191H142V190H138L137 191V189L138 188H135V190L134 189ZM159 188H162V187H158V188H156V187H151V190L153 191V192H155V191H157ZM1 189L3 190V189H5V193H3L2 191H1ZM72 189H74V191L76 190V192H72L71 190ZM101 189V190H102ZM140 189V188H139ZM144 189V188H143ZM6 190L8 191L9 190V193H7L6 192ZM83 190V191H84ZM117 190V191H116ZM116 190H115V192H112L111 194H108L107 192H106V194H102L101 195V197H100V199H101V201L102 202H107L108 204H111V203H114V200L115 199H118L121 195L120 194H118L117 192H118V190L119 191H121L120 190V188H116ZM132 190H134V192L132 191ZM4 191V190H3ZM50 191V190H49ZM66 194L67 196L69 195V194ZM89 193H91V191H89ZM104 193H105V191H104ZM116 193H117V196H115L116 195ZM187 192H185V194H186ZM109 195V196H105L104 197V195ZM123 194L124 195H126V196H123ZM71 195V194H70ZM115 196V197H112V196ZM140 195V196H139ZM149 195V196H148ZM155 195V194H154ZM154 195H153V197H154ZM183 195V193H180V196H182ZM73 196V195H72ZM90 196H91V194H90ZM103 196V197H102ZM13 197H15V198H13ZM111 197V198H110ZM117 197V198H116ZM137 197H139L138 199H137ZM28 198H30L29 200H28ZM113 198H114V200H113ZM134 198V199H133ZM152 198V197H151ZM7 200V199H10V201H5V200ZM21 199V200H20ZM34 199H36V200H34ZM106 199H108V201L106 200ZM126 199H123V201H127ZM15 201L14 203H12L11 201ZM20 200V202H22L21 204H23L22 205V207H19V208H15V207H17L18 206V201ZM38 200H40V201H38ZM46 200V199H45ZM103 200H106V201H103ZM110 200H113L112 202L110 201ZM139 200V201H138ZM37 201V202H36ZM100 201V200H99ZM3 202H7V203H3ZM19 202V203H20ZM29 202V203H28ZM75 202V201H74ZM77 202H79V200H77ZM116 202V201H115ZM4 204V206H3V204ZM26 203H28V204H26ZM38 204V205H37ZM75 204V203H74ZM73 204V207H75V206H78V205H74ZM78 204H80V202L78 203ZM35 205H37V207L38 208H32V206H35ZM44 205V206H43ZM58 205V204H57ZM15 206V207H14ZM21 206V205H20ZM42 206H43V208H42ZM7 207V206H6ZM24 207V208H23ZM26 207V208H25ZM41 207V208H40ZM58 207V206H57ZM26 209V210H25ZM40 209H41V211H40ZM42 209H44L43 211H42ZM1 210V209H0ZM28 210H30V211H28ZM74 210V208L73 209H70V213L72 214V211ZM5 213V217H4V213ZM3 214V215H2ZM50 214V215H49ZM23 215H25V216H22ZM36 215H37V217H38V219L36 218ZM42 215V219L44 220H42V219H40L41 217L40 216ZM73 215H74V212H73ZM71 216V218H69L70 220H66V223H67V225H65V230L67 231V232H74V230L75 229H77L76 227H80L81 225H87L88 223H90V220H88L87 221V219L88 218H81L80 217V219L78 218V219H75V216ZM46 216H47V218H49V219H46ZM7 217V218H6ZM72 217L74 218V219H72ZM83 217V216H82ZM35 219H37V220H35ZM72 219V220H71ZM85 219V220H84ZM4 220H6V221H4ZM11 220H12V222H14V223H11ZM39 220V221H38ZM42 220V221H41ZM74 220V221H73ZM35 221H38V222H35ZM70 223H69V222ZM42 222H44L45 224L43 225V223ZM37 223H39V224H37ZM42 223V224H41ZM47 223V224H46ZM65 223V224H66ZM72 223V224H71ZM37 224V225H36ZM39 225V226H38ZM40 225H43L42 226V228H41V226ZM47 225V226H46ZM49 228H51V230L49 229ZM46 229V230H45ZM48 230V231H47ZM54 230H56V231H54ZM58 230V231H57ZM53 231V232H52ZM59 235H58V234ZM63 244H64V246L66 245H68L67 244V242H63Z\"/></svg>",
    "mask_w": 264,
    "mask_h": 264
}]
</instances>
